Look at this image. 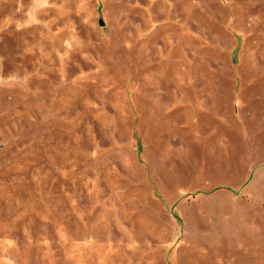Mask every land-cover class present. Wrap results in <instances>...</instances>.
<instances>
[{
	"label": "rangeland",
	"instance_id": "rangeland-1",
	"mask_svg": "<svg viewBox=\"0 0 264 264\" xmlns=\"http://www.w3.org/2000/svg\"><path fill=\"white\" fill-rule=\"evenodd\" d=\"M0 264H264V0H0Z\"/></svg>",
	"mask_w": 264,
	"mask_h": 264
}]
</instances>
